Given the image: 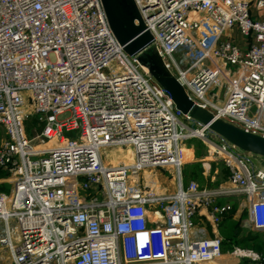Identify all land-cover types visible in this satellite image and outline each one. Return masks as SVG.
<instances>
[{
	"label": "built area",
	"instance_id": "2783aa9c",
	"mask_svg": "<svg viewBox=\"0 0 264 264\" xmlns=\"http://www.w3.org/2000/svg\"><path fill=\"white\" fill-rule=\"evenodd\" d=\"M133 2L152 39L145 51L188 98L264 137V20L252 13H264V0ZM141 54L123 51L101 0H0V170L10 186L0 192V245L12 264H242L251 255L223 254L218 225L232 205L217 199L238 197L244 226L264 232V159L189 128ZM31 118L40 129L30 138ZM192 135L227 169L223 185L178 180L175 193L156 195L131 183L145 169L180 178ZM114 148H131L133 163H106Z\"/></svg>",
	"mask_w": 264,
	"mask_h": 264
},
{
	"label": "water",
	"instance_id": "95a60500",
	"mask_svg": "<svg viewBox=\"0 0 264 264\" xmlns=\"http://www.w3.org/2000/svg\"><path fill=\"white\" fill-rule=\"evenodd\" d=\"M101 3L109 27L123 51L132 57L144 52L152 43V39L140 19L133 0H101ZM138 60L170 96L175 108L183 116L206 127L237 149L264 158V137L215 119L208 111L194 104L181 85L164 68L154 51H149L147 59L139 56Z\"/></svg>",
	"mask_w": 264,
	"mask_h": 264
},
{
	"label": "rangeland",
	"instance_id": "374dc122",
	"mask_svg": "<svg viewBox=\"0 0 264 264\" xmlns=\"http://www.w3.org/2000/svg\"><path fill=\"white\" fill-rule=\"evenodd\" d=\"M149 51L150 49L146 50L140 56L144 59H147V54L149 53ZM52 60L53 59L51 58V61ZM67 117L68 114L65 113L63 115H59L58 119L63 120ZM182 121L187 124L188 127L192 130H196L198 128L196 122L192 120H186L182 118ZM33 127L35 126H32L31 130ZM207 135L214 141H217L219 137L211 131H209ZM3 139L4 134L0 129V141ZM119 149L120 148L112 149L109 153L110 158L104 157L105 162L108 164H121L127 162L129 159L126 158V154L128 153L127 150H125L126 148L120 149L124 150V154L120 153ZM113 150H115V153H113ZM181 152L182 157L184 158L183 161H185V163H183V165L180 167V178H178L177 172L173 168L145 169L138 175L133 177L131 179V183H136L145 192L147 191L156 195H161L175 193L179 179L183 185H187L190 182H195L199 186V188H207L213 190L219 188L227 180L224 179V169L222 161L219 157H216L215 154H212L210 152V149H208V147L203 143V141L198 138L197 135H192L190 138H187L183 141L181 145ZM189 154L190 157L187 158ZM193 164L200 165V170L191 166ZM1 181L2 179L0 178V186H2L3 188L2 192H8L10 186L5 184L3 185ZM228 202L233 205L234 213L232 216V220L234 223H236L235 227H240V229L242 230V235H245V233L247 232V228H242V224H244V220L246 218V210L243 203L240 199H229ZM262 234V237H264V233ZM245 249L249 250L250 252L252 251L248 249V246H245ZM225 250L223 251L224 255L227 251H230L228 247ZM254 254H258V252L255 251ZM10 261L11 259L9 250L0 245V264H9ZM241 262H243V264H250L245 259H241Z\"/></svg>",
	"mask_w": 264,
	"mask_h": 264
},
{
	"label": "trees",
	"instance_id": "16d2710c",
	"mask_svg": "<svg viewBox=\"0 0 264 264\" xmlns=\"http://www.w3.org/2000/svg\"><path fill=\"white\" fill-rule=\"evenodd\" d=\"M32 126H35L37 130L40 129V126L36 125V121L34 120V118L29 119L26 122V132L29 137L33 136V132L31 130ZM191 166L200 170V165L198 164H193ZM223 169L224 179L226 180L228 178V171L224 166ZM5 176L6 174L2 170H0V178L4 179ZM2 191L3 188L2 186H0V192ZM233 213L234 209H232L229 214L225 215L218 225L219 235L222 239V252L227 247L230 249V251H232L234 248L243 249L245 248V246H248V249L252 250L253 252H258L260 258L264 260V237H262L263 234L258 232L247 231L245 235H242V230L240 229V227H235L236 223H234L232 220Z\"/></svg>",
	"mask_w": 264,
	"mask_h": 264
},
{
	"label": "crops",
	"instance_id": "0c3cea01",
	"mask_svg": "<svg viewBox=\"0 0 264 264\" xmlns=\"http://www.w3.org/2000/svg\"><path fill=\"white\" fill-rule=\"evenodd\" d=\"M252 13H253V15H254V17L255 18H257V19H260V20H264V13L263 12H258V11H256L254 8L252 9ZM232 38L234 39V41H236V42H240V36H239V34L237 33V32H235V31H233L232 32ZM191 154V153H190ZM190 154L187 156V158L188 157H190ZM224 166V165H223ZM180 180V179H179ZM181 182V181H180ZM182 184V183H181ZM188 185V184H187ZM187 185H183L182 184V186L183 187H186ZM177 187H178V183H177V186H176V190H177ZM229 199H234V200H238V197H222V198H219V199H217V202L218 203H224V202H228V200ZM229 203V202H228ZM232 209H233V205H232ZM237 213V212H236ZM242 228H245L246 229V227L244 226V224H242ZM208 230L210 231V228H208ZM247 231H252V230H250V229H247ZM219 232V231H218ZM252 232H258V233H264V232H261V231H252ZM240 249V248H239ZM238 248H234L232 251H227L226 252V256H230V255H232L233 254V252H234V250L235 251H237V254L239 253V252H244V253H246V252H249L251 255L250 256H247V255H243L242 256V259L244 260H246L248 263H250V264H264V260L263 259H261L260 258V255L259 254H254V252L253 251H249V250H247V249H245V248H243V249H241V250H239ZM237 257H238V255H236ZM10 259H11V257H10ZM235 261V259L234 258H231V263L232 262H234ZM9 264H12L11 263V261L9 262ZM243 264V263H242Z\"/></svg>",
	"mask_w": 264,
	"mask_h": 264
},
{
	"label": "bare ground",
	"instance_id": "6f19581e",
	"mask_svg": "<svg viewBox=\"0 0 264 264\" xmlns=\"http://www.w3.org/2000/svg\"><path fill=\"white\" fill-rule=\"evenodd\" d=\"M121 149V148H120ZM119 149V151H120V153H122V154H124V150H120ZM125 150H127V154H126V158L127 159H129L127 162H124V164L125 165H130V164H132L133 163V152H132V150H131V148H126ZM111 151V150H110ZM110 151H108V152H106L105 153V157H108V158H110L109 156V153H110ZM113 153H115V150H113ZM113 162V161H112Z\"/></svg>",
	"mask_w": 264,
	"mask_h": 264
}]
</instances>
